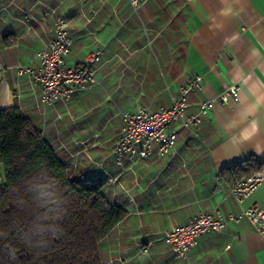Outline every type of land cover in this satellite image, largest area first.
Wrapping results in <instances>:
<instances>
[{"label": "crops", "instance_id": "obj_1", "mask_svg": "<svg viewBox=\"0 0 264 264\" xmlns=\"http://www.w3.org/2000/svg\"><path fill=\"white\" fill-rule=\"evenodd\" d=\"M54 14L73 43L66 62L79 66L102 48L95 82L54 106L17 72L34 66ZM195 76L187 113L200 101L238 87L235 100L201 118L198 137L181 131L175 153L117 165L111 150L121 113L168 106ZM264 0H0V109L16 104L77 177L104 180L107 198L127 214L102 239V264H264V231L242 219L204 234L186 256L174 258L161 238L198 211L264 209V181L237 201L221 172L249 156L264 158ZM239 113V116H237ZM140 247L147 252L140 254Z\"/></svg>", "mask_w": 264, "mask_h": 264}, {"label": "trees", "instance_id": "obj_2", "mask_svg": "<svg viewBox=\"0 0 264 264\" xmlns=\"http://www.w3.org/2000/svg\"><path fill=\"white\" fill-rule=\"evenodd\" d=\"M0 264H102L99 245L127 212L105 181L74 176L14 104L0 109ZM264 169L249 156L224 168L234 181Z\"/></svg>", "mask_w": 264, "mask_h": 264}, {"label": "built area", "instance_id": "obj_3", "mask_svg": "<svg viewBox=\"0 0 264 264\" xmlns=\"http://www.w3.org/2000/svg\"><path fill=\"white\" fill-rule=\"evenodd\" d=\"M145 0H129L132 10ZM73 43L72 33L67 21L54 14L51 34L44 37L40 50L36 54L34 66H17L20 74L27 75L39 86V102L43 106H54L71 98L75 91L84 89L95 82L96 65L101 60L102 48L93 49L85 62L79 66H71L66 62ZM202 77L195 76L172 97L168 106L155 110L138 106L132 113H121L123 126L114 143L111 156L117 165L127 160L132 164L150 156L161 158L175 153L178 136L186 131L192 138L198 137L201 118L209 115L218 105L235 100L238 87L231 84L224 91L212 98L198 102L197 110L188 114L187 95L201 86ZM229 193L240 201L249 195L264 181V169L249 173L240 179L228 181ZM247 220L256 232L264 231V209L252 206L238 213L223 215L218 208L212 212L198 211L190 216L182 225L163 230L161 238L174 258L184 257L189 250L200 242L208 232H223L229 224ZM145 247L139 253L145 254Z\"/></svg>", "mask_w": 264, "mask_h": 264}, {"label": "clouds", "instance_id": "obj_4", "mask_svg": "<svg viewBox=\"0 0 264 264\" xmlns=\"http://www.w3.org/2000/svg\"><path fill=\"white\" fill-rule=\"evenodd\" d=\"M255 102H256V107L257 111L255 113H252L248 117V121L246 122H252L256 121L257 123V128L259 129V117L258 114L264 112V94H260L255 97ZM237 116H239V113H237Z\"/></svg>", "mask_w": 264, "mask_h": 264}, {"label": "rangeland", "instance_id": "obj_5", "mask_svg": "<svg viewBox=\"0 0 264 264\" xmlns=\"http://www.w3.org/2000/svg\"><path fill=\"white\" fill-rule=\"evenodd\" d=\"M3 181V169L2 166L0 164V183Z\"/></svg>", "mask_w": 264, "mask_h": 264}]
</instances>
